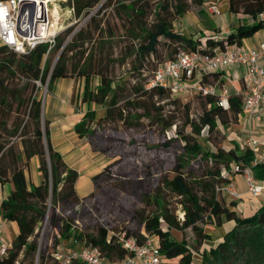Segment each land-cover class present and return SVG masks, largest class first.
Returning <instances> with one entry per match:
<instances>
[{"label":"trees","instance_id":"1","mask_svg":"<svg viewBox=\"0 0 264 264\" xmlns=\"http://www.w3.org/2000/svg\"><path fill=\"white\" fill-rule=\"evenodd\" d=\"M67 1L75 16H80L102 0ZM111 1H116L115 8L127 17L129 25L123 29L122 34L140 39L138 45L132 48V52H135L132 69L137 76H142L141 71H138L143 70L140 67L142 59L156 52L161 38L173 46V52L166 60L174 58L179 49L189 52L197 50L199 39L187 38L173 27V21L189 9L188 0H153L155 21L150 25L147 24V17L152 0H105L109 3ZM203 1L190 0L189 3L200 5ZM228 11L248 15L253 22L238 27L236 32L224 37H208L205 48L199 49L200 51L211 52L218 47L223 49L224 42L239 45L243 38L264 28V18L257 19V15L264 12V0H228ZM91 23L97 31L95 36L89 27ZM87 24L79 28L66 43L64 42L72 31L71 27L58 33L53 45L39 43L23 53L0 44V184L11 185L9 195L0 202V213L3 219L14 221L17 226V234L12 241L6 264H13L19 256L22 264L25 259L32 262L35 255L40 257L38 264H51L54 262L52 254L57 246H63L70 240L83 246H96L109 261L121 260L131 254L118 239L108 234L105 226H97L94 233L82 234L74 224L73 210H70L67 218L55 213L59 204L73 203L79 198L75 189L77 171L68 167L52 146L49 122L43 118L42 98L36 95V82L45 84L49 90L56 79L71 78L73 83H78L77 94L82 102L95 103L104 108V115L98 118L95 117L94 110L86 111L83 120L75 125L77 134L86 136L94 150L104 152L107 139L94 140L95 131L91 127L93 122L100 125L109 120H125L124 108L118 104V85L107 73L93 67L92 47L103 46L113 38V33L100 26L94 17H90ZM85 43H91L88 51L84 47ZM153 70L154 68L150 69L147 75L142 76L141 85L144 92L162 97L166 91H170L144 88ZM220 74L221 71H212L204 79L214 82ZM222 83V80L218 81V84ZM139 88L134 87L136 90ZM194 94L203 97L205 104L197 120L187 119L185 122L191 131L183 132L176 125L174 132L162 144L168 148L172 141L177 140L181 142L184 151V156L174 162V171L164 173L160 182L181 198L179 203L182 216L177 217L163 202L159 187L154 186V195L144 194L143 198L146 201L152 200L156 209L146 215L132 214L130 217L135 219L134 230L126 229L122 234L133 237L139 244L150 237L157 239L163 260L177 258V264H192L194 253L199 251L203 241L208 238L204 224L221 225L223 220L233 221L234 225L225 232L221 241L201 251L202 264H264V227L258 222L259 214L264 212V204L254 214L241 218L235 210L236 201L226 200L220 193L223 192L220 187L229 180L222 176L223 166L228 168L231 163L242 168L251 166L253 175L264 186V163L252 166L253 154L247 148L225 149L216 142L213 149H204L196 139L203 128H206L207 135L210 136L219 132L218 124L227 126L236 122L241 112L240 94L228 95L226 108L217 103L214 95ZM130 104L126 102V105ZM153 116L162 130L174 124L165 122L159 113ZM32 156L38 158V169L42 177L38 184L27 179L26 175ZM147 175L151 176L152 173ZM94 179L95 177V189ZM48 199L54 208L50 217L53 235L49 240L46 238L48 228L45 226L40 242L38 238L31 240L37 234L38 225L46 214ZM173 228H191L194 232L192 243L183 236L180 239L174 238L171 234Z\"/></svg>","mask_w":264,"mask_h":264},{"label":"rangeland","instance_id":"2","mask_svg":"<svg viewBox=\"0 0 264 264\" xmlns=\"http://www.w3.org/2000/svg\"><path fill=\"white\" fill-rule=\"evenodd\" d=\"M53 1V0H52ZM62 1V3L60 2ZM155 1V0H154ZM188 3V12L180 19L173 21L174 28H182L183 31L193 32V30H201L206 26H214V23L203 22L202 15H209L208 7L215 11V0H204L202 2L205 13L200 11L201 6L198 4ZM147 17V24L150 25L155 21L153 12V0ZM116 1L105 2L102 0L95 7L84 11L80 16H75L72 11H68L69 3L67 0H56L51 18L58 20L59 33H62L67 27H71L72 31L67 35L65 42L70 41L74 33L82 26L88 25L90 17L100 24V26L109 29L113 33V38L105 42L103 46L92 47L94 51L93 67L107 73L113 81L118 85L120 107L124 108L123 117L125 120H109L100 125L92 123L95 131L94 140L107 139L105 151L100 153L105 157L106 162L100 172L93 177L96 188L88 193L85 197L78 198L76 202L59 204L56 209V215L67 218L70 210L75 213L74 224L77 230L82 234L94 233L97 226H105L108 234L118 239V236L125 232L126 229L134 230L135 219L130 216L146 215L156 209V204L152 201H146L144 194L154 195L153 187H159V194L163 202L178 216H182V208L179 203L180 197L172 193L167 187L161 184V178L164 173L174 171V162L179 157L184 156V151L180 141H172L168 148L162 144L167 141L177 125L183 132L191 131L189 126L185 125L188 120H197L201 114L205 99L192 92L172 93L166 91L164 96L144 92L142 88V76L147 75L150 69H155L159 62L166 60L173 52V46L168 45L164 38H161L155 53L142 59L141 71L142 76H137L133 71L132 64L135 48L140 39L122 34L124 28L128 24L125 14L116 7ZM158 6H155L156 9ZM59 15H56V14ZM215 14V15H216ZM196 17V20L194 19ZM199 21H198V20ZM92 35H96L97 31L94 24H90ZM197 34V33H195ZM105 37V35H104ZM84 47H91V43H85ZM56 59V57H55ZM53 58V62L55 61ZM36 95L43 98L48 93L45 84L36 82ZM134 87H140L138 90ZM76 89V83H73ZM130 102V105H126ZM159 113L165 122H173L170 128L162 130L161 125L152 117L153 114ZM196 139L204 149H213L214 144L219 142L223 144V136L220 132H214L210 136L207 135L206 128L202 129L201 135ZM104 147V146H103ZM205 164V163H204ZM210 164V163H209ZM152 173L151 176L147 174ZM31 177V175H30ZM93 182V178H92ZM228 200V196L224 192H220ZM90 194V195H89ZM220 195V194H219ZM260 197H242L236 200V208L238 215L246 218L253 214L256 209V201ZM54 212V208L47 201V209L44 218L38 225L37 234L32 239L42 238L44 227L47 226L46 238H51L52 229L50 227V217ZM6 226V233L3 232L4 239L12 245V241L16 236L15 228ZM205 225V224H204ZM174 238L180 239L182 236L192 243L194 232L191 228L184 230L171 229ZM37 236V237H36ZM74 241L70 240L63 245L65 248L72 247ZM62 246V245H61ZM195 257V256H194ZM18 258H21L20 256ZM169 259H165L163 264ZM196 261V260H195ZM40 263V257L35 255L34 261L24 260V264Z\"/></svg>","mask_w":264,"mask_h":264},{"label":"built area","instance_id":"3","mask_svg":"<svg viewBox=\"0 0 264 264\" xmlns=\"http://www.w3.org/2000/svg\"><path fill=\"white\" fill-rule=\"evenodd\" d=\"M56 0H0V44L6 45L18 53H23L39 43H55L56 35L61 29L58 20L51 18V12ZM68 11H72L70 8ZM56 15H59L58 13ZM264 12L257 15L263 19ZM217 39V35H209L197 44V50L189 52L179 49L174 58L158 64L144 84L146 90L162 88L172 93H202L214 95L217 103L228 107V87L224 83H209L204 77L212 71H224L230 65L242 67L243 87L240 91L241 106L248 114L259 113L264 116V37L255 47L243 48L236 44L224 42V48H213L211 52H202L206 39ZM243 144L253 154L251 165L264 163V137L249 135ZM221 173L229 179L220 187L230 198H239L241 193L233 187L232 177L235 174L244 176L247 193L252 197H260L263 185L253 175L251 166L240 167L236 163L222 167ZM41 239H39L40 242ZM118 241L131 254L121 260L109 261L102 256L96 246H83L74 241V246L64 248L59 245L52 254L51 264H163L159 242L147 238L143 243H137L133 237L118 236ZM11 244L3 236L0 224V264H6ZM13 264H22L20 258ZM34 264H38L35 262Z\"/></svg>","mask_w":264,"mask_h":264},{"label":"crops","instance_id":"4","mask_svg":"<svg viewBox=\"0 0 264 264\" xmlns=\"http://www.w3.org/2000/svg\"><path fill=\"white\" fill-rule=\"evenodd\" d=\"M215 3L216 6H214V8L217 10L218 14L208 7L206 12H208L209 15H202V21L205 23H214L213 27L206 26L201 30H193V32L183 31L180 27L175 28L179 29L187 38L192 40L199 39L200 41L213 34L217 35L219 38L224 37L229 33L236 32L238 27L253 22L248 15L229 12L228 0H215ZM200 6V11L205 13L203 5L200 4ZM187 13L188 12L185 11L177 18L180 19ZM194 19L196 20V17ZM263 37L264 28L258 30L252 36L243 38L239 46L243 48L255 47ZM261 62L264 64V59H262ZM243 70L244 69L238 65H230L227 69L221 71L216 81H206L209 83H218L219 80H222L228 87L229 95L239 94L243 87L241 79ZM76 86L78 88V83ZM77 88H73V81L71 78H58L52 83L48 93L43 96L42 102L43 118L49 122L52 146L59 152L67 166L77 171L75 189L78 197L82 198L93 190L92 178L96 173L100 172L106 159L102 153L92 148L86 136H79V134H77L75 125L83 120L86 111L94 110L95 117L98 118L104 115V108L95 103L87 104L82 102L77 94ZM217 128L223 136L222 146L225 149L237 147L240 150H244L245 146L243 140L245 137L249 135L259 138L264 137V116L259 113L250 115L241 106V112L238 114L236 122L230 123L227 126L218 124ZM26 175L27 179H30L34 184H38L41 181L42 177L38 169L37 156L31 157ZM231 181L233 182V187L241 193V196L239 198H230L228 196V199L236 201L242 197L250 196L247 193V185L242 174H235ZM10 190L11 185L9 183L0 184V202L9 195ZM256 203V209L253 214L264 204V188L260 200H257ZM235 210L238 215L236 205ZM7 223L9 224V228H12V226L15 228V222L3 219L0 213V224L4 233H6ZM233 225V221L225 220H223L221 225H215L213 223L205 224L204 230L208 234V238L203 241L199 251L194 253L195 257H193L192 264H202L201 251L207 250L210 246L221 241L225 232L231 229ZM15 230L17 234V226ZM167 259H169V262H166L167 264H177V258Z\"/></svg>","mask_w":264,"mask_h":264},{"label":"water","instance_id":"5","mask_svg":"<svg viewBox=\"0 0 264 264\" xmlns=\"http://www.w3.org/2000/svg\"><path fill=\"white\" fill-rule=\"evenodd\" d=\"M258 222L261 223L264 227V212L259 214Z\"/></svg>","mask_w":264,"mask_h":264}]
</instances>
